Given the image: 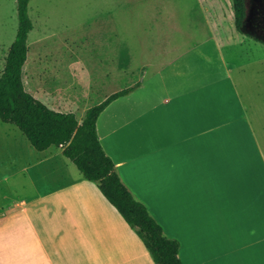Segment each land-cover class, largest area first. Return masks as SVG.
Segmentation results:
<instances>
[{"label":"crops","instance_id":"obj_1","mask_svg":"<svg viewBox=\"0 0 264 264\" xmlns=\"http://www.w3.org/2000/svg\"><path fill=\"white\" fill-rule=\"evenodd\" d=\"M213 2L200 0L202 5ZM202 8L214 24L212 45L196 47L201 48L200 71L194 70V62L183 61L189 50L179 52L151 65L156 71L153 78L175 67L172 82L161 79L158 86L148 88L140 82V66L120 47L116 59L110 56L100 62L98 82L92 80L87 91L63 94L57 86L66 79L61 78L52 47L41 44L35 55L29 46L23 82L25 88L32 83L40 89L30 93L49 108L72 112L79 121L90 108L133 88L99 116V140L123 183L165 236L180 245H196V263L210 264L220 257V239L229 237L226 212L236 208L232 205L236 197L247 195L251 203L250 189L236 187V180H244L245 171H250V144L237 139L234 125L244 116L239 81L250 70L264 67V44L253 33L237 30L234 8L226 31L219 28L222 14ZM262 16L257 14L255 24L264 33ZM16 36L6 45L0 35V75ZM189 70L192 78L185 86L183 75ZM69 82L74 87L82 78ZM238 131L241 137V127ZM263 195L258 194L260 199ZM254 244L249 230L243 249ZM235 251L227 248L222 253L229 256ZM189 255L182 246L183 264ZM0 264L156 262L98 184L85 179L63 149L38 151L17 126L0 121Z\"/></svg>","mask_w":264,"mask_h":264},{"label":"rangeland","instance_id":"obj_2","mask_svg":"<svg viewBox=\"0 0 264 264\" xmlns=\"http://www.w3.org/2000/svg\"><path fill=\"white\" fill-rule=\"evenodd\" d=\"M217 2L214 0L213 4L202 5L200 0H30L29 16L34 29L30 32L28 43L33 50L32 55L41 44V47L43 44L52 47L61 78L66 79L57 86L60 93L73 89L87 91L88 87L94 85L92 80L95 83L99 81L100 62L110 56L116 59L120 47H123L125 55L133 57L134 65L137 63L140 66V82L151 88L158 86L161 79L172 82L175 67L153 78L156 71L151 65L169 60L176 53H187L189 50L191 53L183 61L194 62V70L200 71L204 67L197 57L201 48L196 47L212 45L210 30L214 20L202 7L207 6L211 11L223 15L219 20L220 31H226L228 22H231L229 14L233 11V0ZM248 10L251 20L245 30L264 40V33L255 24L257 14L264 15V0H249ZM18 28V0H0V35L6 45ZM107 46L112 49L106 51ZM259 69L250 70L249 76L241 83L239 81L244 116L243 122L236 121L234 125L237 139L250 144V171H245L244 180H236V187L241 185L246 191L250 189L251 203L247 202V195L236 197L232 204L236 208L226 212L230 224L229 237L220 239V257L210 264H264V195L262 199L258 196L260 191L264 193V67ZM190 71L183 75L185 86L191 82ZM77 76L82 78L81 84L75 83L71 87L69 80ZM236 76L238 81L237 73ZM26 90L40 89L34 88L31 83L27 84ZM240 127L241 137L238 131ZM249 230L257 244L251 249H243ZM182 246L190 254L184 264H197L196 245H180V248ZM227 248L236 251L225 256L222 251Z\"/></svg>","mask_w":264,"mask_h":264},{"label":"trees","instance_id":"obj_3","mask_svg":"<svg viewBox=\"0 0 264 264\" xmlns=\"http://www.w3.org/2000/svg\"><path fill=\"white\" fill-rule=\"evenodd\" d=\"M247 1L233 0L236 28L245 34ZM29 2L18 0L19 28L0 75V121L17 126L38 151L51 147L63 149L64 155L76 165L82 176L98 184L105 197L138 233L156 264H183L179 242L165 236L162 226L147 207L133 197L99 140V116L114 100L129 94L133 88L118 92L90 108L82 121L72 112L49 108L26 90L23 70L28 59L29 35L34 29ZM257 40L264 44L263 39Z\"/></svg>","mask_w":264,"mask_h":264},{"label":"flooded vegetation","instance_id":"obj_4","mask_svg":"<svg viewBox=\"0 0 264 264\" xmlns=\"http://www.w3.org/2000/svg\"><path fill=\"white\" fill-rule=\"evenodd\" d=\"M248 1H249V0H248ZM248 1H247V2H248ZM248 14H250V13H249V10H248ZM249 16H250V15H249ZM249 18H250V17H249ZM262 18L264 19V15L262 16ZM249 23H250V19L247 21V24H249ZM247 24H246V25H247ZM258 30H259V31H261V32H263V30H262V29H261V30H260V29H258Z\"/></svg>","mask_w":264,"mask_h":264}]
</instances>
